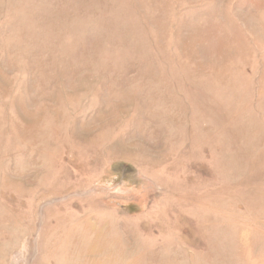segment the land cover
<instances>
[{"label": "rangeland", "instance_id": "obj_1", "mask_svg": "<svg viewBox=\"0 0 264 264\" xmlns=\"http://www.w3.org/2000/svg\"><path fill=\"white\" fill-rule=\"evenodd\" d=\"M0 264H264V0H0Z\"/></svg>", "mask_w": 264, "mask_h": 264}]
</instances>
